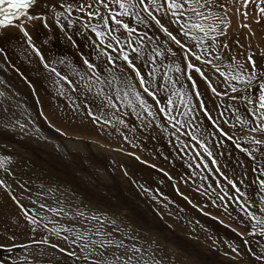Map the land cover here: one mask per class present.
<instances>
[{"label": "rangeland", "instance_id": "obj_1", "mask_svg": "<svg viewBox=\"0 0 264 264\" xmlns=\"http://www.w3.org/2000/svg\"><path fill=\"white\" fill-rule=\"evenodd\" d=\"M231 3L233 6L231 5ZM257 3H260V0H249L247 5H245V0H226L225 12L222 13L219 9L213 10V14L209 16V19L206 23L211 24L213 25V27H215L216 24H219V20L216 19V16L223 15L225 16L226 26L221 25L219 29L220 31H223V35H218L217 32L209 33V36L215 37L218 43L214 50L209 49L210 54L206 55L205 58L211 59L217 55L221 56L222 70L227 71L226 66L232 62L233 58L238 60L240 63H244L247 59V55L252 54L254 59L256 60L257 65L261 68L262 71H264V16H262L259 12V9L256 8ZM261 6L264 7V4H262ZM239 9L243 10L244 12H240ZM205 13H208L207 9H205ZM244 13H246L247 17L244 16ZM57 19H59V17ZM196 22L200 21L197 20ZM79 25L81 26L83 24L79 23ZM132 26L138 27V35L143 36V33L147 31L148 37L153 38L151 43H149V40L147 38L142 41L141 47L144 52V57L141 61L136 62L137 67H141V65L145 61L150 60L149 54L152 53L153 48L159 49L171 47L173 51L177 53L175 63L173 62V58L171 56H169L167 59H165L164 56H161L157 58V63L152 65L157 69V81L161 83H167L164 80L162 74L165 71H169V68L174 69L176 64L180 65L182 69H186V65L183 63V57L180 54V50L175 44L170 43L167 45H157L155 38H158L161 42H163L167 40V37L156 27L154 23L151 25L150 28L147 29L143 25H137L134 21L132 22ZM173 28L176 27H173L172 25L171 30H168L175 35L176 33L173 31ZM87 30L90 32L85 36L81 34L80 30L79 49L83 52H86L85 54L89 60L95 61L97 63V70L101 74V81H92V91L94 94L93 104L96 108L94 109V112L98 114V119H96V121L103 125V129L110 131L108 126L114 124H119L120 128H124L129 122L128 127H137L141 132L144 133V135L148 136V139L150 135L153 136V140L150 142L151 147L155 149L158 153L160 152L162 147H166L164 146L166 144V141L162 137V129L166 130L169 133L179 135V137L181 136L182 138L183 136L181 134L185 132L191 131L194 132V134H196L197 136H199L201 131H205L207 136L205 142L209 147V151L212 153V157L216 152H219V150H221L222 154L230 153V147L227 153L226 150H223L220 147V138L218 136L222 135H219L216 132L215 127L211 125L208 119L201 115L199 108H196L195 111L190 114V116L193 118L192 123L190 125H185L184 127H182L181 133L176 134L175 129L172 127V123L169 122V120L164 114L159 113L157 107L154 106L152 109V111L155 112L156 115L149 117L147 113L143 112L135 103L129 105L127 99L123 98V93L126 89H124V85L121 83V81L124 80L129 73L126 64H123V62L119 60H117L115 64H107L106 56L101 55L100 49L97 46V42H95L93 39L94 34L92 33V35H90V28H88ZM125 35H127V33H125ZM191 35L202 37L203 33L193 31ZM177 38L179 39L180 37L178 36ZM88 41L89 45L87 44ZM208 42L209 41L205 39V44H207ZM197 43H199L198 40L190 41V44L193 47H195ZM224 44H227L228 47L223 48ZM26 45L28 47L23 50L22 54L19 57H17V60L6 61L4 67L0 66V145L6 147L8 143L10 145L11 143H13L14 146H12V148L15 147L13 149L20 151L19 155L16 157L13 156V153L2 154L3 156H5L4 158H7L5 163V168H7V172H5L4 168H0V179H3L6 183V187H0V195L2 197V201H6L8 204H10V206L5 207L3 204H0L1 223H4L6 225L8 215L13 211L19 212L23 216L24 211L16 203V200H18L20 204L24 206V208L30 210L29 215L35 216L36 219L43 225V227L44 224L47 223L48 228L56 227L61 230L59 236H56L53 233L48 234L46 232L52 238V240L56 242L59 246L54 255V262L56 264H86V262L83 260V256L87 255L88 253L87 250L81 251L80 244L85 242L90 237L92 239H96L97 237L92 236V233L97 228H102V231H107V226L101 225L102 221L105 219L104 217H116L117 219H119V222H121V226L124 228L122 232H133L135 234L143 235L145 237L153 236L154 239H158V237L153 235L154 232L148 229L145 223L141 224V226L137 223L136 220H140L146 215L145 207L143 210L139 206V204H137V201L141 200L143 204L144 202L146 203L148 201V196L150 197L152 195L159 198H164L163 195L165 194L166 196L167 194V198L169 200H173L174 205L179 207V209L181 208V211L186 212L187 210L189 214L188 218L191 221L200 224L209 234L214 235L221 241H228L232 243V245L237 249L245 247L247 248V252L249 254H251L252 252L260 254L258 248L264 247V234L252 233L250 235L249 233L251 231L260 230L261 227H264V225H258L256 228H253L251 227V225L256 222L248 219L245 224V230L242 231L237 223L232 221L227 222L226 219L222 217L223 214H228L232 212H239L245 214L240 207V204L244 203L240 202L239 200L227 199L224 201H220L219 199H215L209 201V204L219 205L223 203V207L219 209L218 214H214L209 209H204L201 205L191 201L190 196L187 197L185 194L179 192L177 189L176 191L174 189L173 192V179L171 178V175L169 176V174H167L171 168L166 171L160 164L153 163L147 158L144 151H141V153L136 157H128L141 183L139 184V186H137V184H135V182L124 173V169L121 167L122 165H119V163H121L122 161L117 158H114L116 159V161L118 160L117 168L114 169L116 171L115 172L110 168L112 166L110 163V167L104 163L105 158H100L101 156L95 151L97 150L96 148H94V150L93 146H90L89 148V146L85 147L83 145H78L95 144L100 148L107 150L105 146L110 141H125L139 143L142 150L143 140L133 138L134 133H132V131H129V135L126 137H116L107 136L104 134L101 128L96 127V132L94 134L84 135L81 133L80 135H78V133H71L67 136L60 129L52 126L53 123L50 122V124L44 117L47 107L56 106L57 109H62L70 117H75L77 112L74 110L75 102L64 95L66 90H69L70 93L71 88L64 82H62V85L61 82L56 83L55 74L50 73L49 70L44 67V64L47 63L49 66L55 67L57 71H59L62 75L68 76V78L74 81L75 83L80 79V71L77 70L75 58L72 59L73 63H71L70 65L64 61L63 57L56 56L53 54H49L48 60L43 59L42 61L41 58H38V55L36 54V51H38V45ZM33 49H35L36 51H34ZM3 50V53H6V55L14 56L19 51V46L13 45L10 48L6 46L5 48H3ZM195 51L197 53H200L203 51V49L195 48ZM113 55H116V53H113ZM165 55H167V53H165ZM189 59L192 63H197V61H195L193 57H189ZM157 65H159V67H157ZM109 68L112 69L111 72L108 71ZM39 69H42V71L46 72L47 74L44 76H38L37 72ZM143 71H145L144 68H142V72ZM77 73H79V75ZM169 74L173 77L179 76L181 83L185 85L184 91H188L187 85L189 82L185 79L184 75L181 72H176L173 70L169 72ZM132 75L134 76V74ZM192 75L194 76V78L197 79L199 83V90L205 93L203 99L206 102L207 109L211 112V115L220 122L219 127L222 128L224 132H227L232 137H234V135H243V131H245L247 128L254 127L256 123H259V121H256L248 126L241 125L238 121L235 120L232 109H229L227 112H225V109L228 107L229 104L234 103L236 107L240 109V112L238 114L243 117L246 114L244 104L239 100L230 101L227 96H220L213 99L211 91L206 88V85L202 80H200L199 76L194 72L192 73ZM114 77L118 79H114ZM217 77H219V73H215L212 79L214 82V86L218 88V91H228L230 95L237 96L241 94L240 92L232 93L231 87H229L226 83H221L220 85H217L215 83ZM219 79L223 81L224 78L219 77ZM46 80L54 82L56 88L53 90L55 91V93L52 96L57 95V98L53 100H45L40 104L37 103V101H34L32 97H30L31 100L28 99L29 95L27 94L28 92L27 90H25L24 86H28L29 88L33 89L31 87L32 82L40 83ZM106 81H112V85L109 86ZM229 83L233 84L238 89L242 90L244 88L243 84H239L232 81H230ZM136 84L138 85V81H136ZM177 87H179V85H177ZM49 88V86H42L41 88H39V90H37V92H39L40 94L50 95L51 90ZM101 89H103L104 92L112 98L113 103H116L117 107L115 109L106 106L105 96L103 94H97L98 92H100ZM138 90L142 91V89ZM117 91H119L121 97L119 100H117L115 97ZM159 94L160 96L158 97H160L162 101L160 106L164 107V101L166 100V97L170 95V92H159ZM128 99H134L131 93L129 94ZM148 101L149 103H152L151 98H148ZM176 103L179 104L178 99L176 100ZM192 103L193 105H195L198 103V101H196L194 98ZM217 105H220V107H217ZM36 107L40 110L42 114L38 115V109ZM84 107L87 110L89 109L87 107L86 101H84ZM102 111L107 112L110 118H105L100 115ZM9 112L13 115H9L7 119H4V116L2 115H6ZM221 113H224V115L221 116ZM173 115H176L177 118L180 119L182 122L185 119L184 117L179 116L177 113H173ZM105 119H107L109 123H104ZM121 119L125 121L124 124L119 123V120ZM224 120H227L228 123H224ZM227 128H232V130H234L235 132L237 131L238 133H233ZM111 133L117 134L114 132ZM253 134L256 135V137L262 136L260 133ZM248 135L254 137L251 134ZM185 138V140L190 141L192 145L196 146L197 149H200L198 144L195 141L191 140V137L189 139L188 137ZM235 138L242 147H247L250 149L249 139H241L238 137ZM31 140L33 141V144H30ZM28 145L32 147V150L27 148ZM31 145H33L34 147ZM77 145L78 149H82L84 154H81V151L77 150L80 154L76 156V154L74 153V156H76L77 158H72L74 162L71 159L73 162L71 163L70 159V161H67V156L70 151L74 152L73 149ZM257 146L258 145H255L254 147ZM13 149H11V151H13ZM85 151L88 152L86 153ZM198 152L202 156L204 155L202 153L203 150L202 152L198 150ZM233 152L238 151L234 149ZM238 153L241 154L240 152ZM263 154L264 150L261 154L257 155L258 160L256 158L254 159L255 163L256 161L259 163V172L255 173V179L256 183L259 185L258 193L262 198H264V187L261 186L260 181L264 180V175H261V173H264ZM191 155L193 158H195L196 163L194 164H200V167L202 166L201 168L204 171V169L206 168L203 167V164L200 163V159L194 156L192 153ZM236 155L237 154L234 153V156ZM241 155L246 161V157L243 154ZM91 157H93V160L91 159ZM248 157L250 158V156ZM78 158H82V160L85 159L86 165L84 161L83 164ZM75 160H77V165L79 164V167L76 170L71 167V165L74 166V164L75 167L77 166ZM89 160L91 161V163L92 161H94L92 164H95L92 165ZM228 160H236V157ZM216 161H221L220 157L216 158ZM67 162H69L70 166ZM87 163L91 168H88L89 166L87 165ZM243 163L245 167H247L245 162ZM96 164L100 166L96 168ZM103 164H105L106 166L104 167ZM80 166H84L85 169L87 168L86 171H83L84 167H81L83 169H80ZM67 167L71 169L73 168L75 172L72 173L70 170L65 171V168ZM102 167H104V169ZM209 167H207V170L209 173H211L212 170H210ZM94 168L96 170L98 168L99 169L93 172ZM183 169L181 167V170H179L178 172L183 173L187 177V171ZM80 170H82L83 172ZM88 170H91L90 174L88 173ZM99 170H102L103 172H100ZM231 170L233 171V173H235L237 181L234 177L228 178L226 174L222 172L221 173L222 175H224L227 181L229 179L233 180V182L236 183L237 186L240 188V191L244 190L247 194V181L251 180L250 186H254V179L249 176L248 169L244 171L231 166ZM75 173L76 175H72ZM77 173L79 175H77ZM101 173H104V176ZM87 174L91 176L89 177ZM258 174L259 178L257 180ZM81 177H83L84 179H80ZM88 177L90 179L92 178L93 180H89ZM87 181H92L93 183L91 182L89 184V182ZM185 181L189 182L188 177L187 179L185 178ZM225 183L227 186V190L230 189L235 191V189H233L232 186L228 184V182ZM88 184L90 186H88ZM101 184L102 186L99 187V185ZM103 184L105 185V188L103 187ZM91 185H94L95 187H92ZM106 185L108 186V188ZM200 186L201 183H197V188H199ZM110 187L111 189H109ZM164 187H168L167 190L169 192L166 190V188L163 190ZM124 188L128 191L133 192V195L136 193L137 196L133 197V195H129L131 193L126 192ZM30 194L32 195L31 197ZM247 195L251 201L255 202L250 194ZM195 196L196 198H200L198 195ZM13 197H15L16 200H13ZM67 197L74 198V200L70 199L71 201H73L72 203L74 204V206H71L70 209L69 206L66 205L67 202L70 201L69 199H66ZM127 200H133V205H131V202ZM80 203L85 204L80 206ZM41 204H44L45 207L41 208ZM244 205L247 207L246 204ZM132 206H135L134 211ZM50 208L57 209L58 211H50ZM59 209H63V211L61 212L59 211ZM249 210H254V207L249 208ZM110 211H113V214L110 213ZM150 211L153 217L156 216V214L152 210ZM85 212H89L86 224L82 222L85 219ZM252 212L256 214V211ZM81 213L83 215H80ZM147 215L151 218L150 214ZM91 217H96V219H92ZM138 226H140L141 228ZM20 231L21 229L19 228L17 232L12 233V235H15L17 238H19ZM7 233L9 234L8 239L4 240V244L7 246V248L14 249V256H17L19 254V250H17L18 247H12V245L10 244L11 233L6 231V234ZM64 236H68V239H63ZM77 236H79L81 239L77 240L75 244L72 243V241ZM56 237L61 238L62 241L58 242ZM245 241H248L249 243L246 244ZM21 243L22 242L19 241L17 243L18 246ZM142 246L146 249H150L149 247H147V245ZM59 248H64L65 251L60 252ZM68 252H75L76 255L69 256L67 254ZM227 254L235 257L236 259H239V255L235 251H233V249H230V252H227ZM11 257L12 255L8 252L0 250V259L4 260L5 264H15L10 260ZM43 261L44 260H37L35 262L36 264H39Z\"/></svg>", "mask_w": 264, "mask_h": 264}, {"label": "snow or ice", "instance_id": "obj_2", "mask_svg": "<svg viewBox=\"0 0 264 264\" xmlns=\"http://www.w3.org/2000/svg\"><path fill=\"white\" fill-rule=\"evenodd\" d=\"M249 0H245V5H247ZM37 4V0H0V27L14 26L18 27L20 32L23 33L25 37L28 38L29 44H31V37L26 31L24 24L25 22H31L33 20L43 19V17L37 15L33 16L28 12V9ZM226 0H72L68 3L67 0L60 5L64 9L63 12H56V16H64V12H70L72 10L81 13L88 19L85 27L90 28L91 32L94 34V41L97 42V46L100 49L101 55L106 56L107 64H115L117 60L126 64L129 70L128 75L121 83L126 89L123 93V98L127 99L129 105L135 103L143 112H146L149 117L155 116L156 113L152 111L153 107H157L159 113L164 114L169 122L172 123V127L175 129L176 134L181 133V128L185 125H190L193 118L190 116L196 108L200 109L201 115L206 117L213 127H215L216 132L219 135L226 136L229 140H232V136L227 132H224L222 128L219 127V121L216 120L211 112L207 109L206 102L203 99L205 95L204 92L199 90V83L196 78L192 75L194 72L197 74L206 85V88L211 91L212 98L215 99L220 96H227L230 101H241L244 104L246 114L242 117L238 113L240 109L236 105L229 104L225 109L227 112L232 109L233 116L236 121H238L243 126H248L256 121L254 127L248 128L252 133H260L264 136V71L257 65L256 60L252 54L247 55V59L244 63H240L238 60L233 58L232 62L229 63L227 71L222 70L221 56L217 55L211 59L205 58L209 55V49H215L218 41L215 37H210L209 33L217 32L218 35H223V31H220L221 25H225V16H216L219 20V24L215 27L206 22L209 16L213 14L214 9H219L220 12L226 11ZM264 0H260V3L256 4V8L264 16ZM205 9L208 13H205ZM143 13V15H142ZM127 18V19H126ZM67 19V17H65ZM162 19H167L169 23L176 27L177 32L174 35L167 27L161 22ZM200 22H196V21ZM19 21V23H15ZM137 25H143L146 29L150 28L154 23L156 27L167 37V40L161 42L158 38L156 39L157 45L160 44H175L180 50V54L183 57V63L186 65V69H182L180 65L176 64L174 69L169 68V71L163 72L164 80L167 83H161L157 81V69L152 65L157 63V58L164 56L167 59L169 56L173 58L175 63V58L177 53L173 51L171 47L167 48H153L152 53L149 54L150 60L145 61L141 67H137V61H141L144 57V52L142 50V41L148 39L149 43L152 42L153 38L148 37L147 31L143 33V36L138 35V27H133L132 22ZM59 22V21H58ZM73 21L68 19V25L71 26ZM47 27V24H45ZM193 31H198L203 33L202 37L191 35ZM127 33V35H125ZM137 34V35H134ZM180 37L179 39L177 37ZM205 39L209 42L205 44ZM198 40L199 43L193 47L190 41ZM228 45L224 44L223 48H227ZM195 48H202L203 51L197 53ZM36 51L35 49H33ZM0 51H3L0 49ZM116 53V55H113ZM167 53V55H165ZM37 55H40L36 51ZM189 57H193L196 64L192 63ZM43 61V57L41 56ZM84 64L87 68L85 75L88 77L89 81H101V74L97 70V66L90 63L88 59H84ZM44 67L49 70L50 73L55 74L56 83L64 82L73 90H76V84L74 81L70 80L68 76L62 75L55 67L49 66L47 63ZM159 67V65H157ZM142 68L145 71L142 72ZM181 72L185 79L189 82L187 85L188 91H184L185 85L181 83L180 77H173L169 74L171 71ZM109 72L112 71L111 68L108 69ZM215 73H219V77H223V81L216 78L215 83H226L231 87L232 93L240 92V95H230L228 91L220 92L218 88L214 86L212 77ZM79 75V73H77ZM134 74V76L132 75ZM114 79H118L114 77ZM138 81V85L136 84ZM230 81L243 84L244 88L238 89ZM109 86L112 85V81H106ZM179 85V87H177ZM255 85V86H254ZM142 89V91L138 90ZM159 92H170V95L166 97L164 101L165 106L161 107V99L158 97ZM134 97V99H128L129 94ZM97 94H103L105 96V104L107 107L115 109L117 107L116 103L112 102V98L104 92L103 89ZM246 94V95H245ZM115 97L119 100V91L116 92ZM148 98H151L152 103H149ZM195 98L198 101L197 104L193 105L192 101ZM179 100V104L176 100ZM220 107V105H217ZM183 109V110H181ZM173 113H177L179 116L184 117L182 122ZM92 115V112H89ZM224 113H221L223 116ZM98 119V117L96 118ZM228 123L227 120L223 121ZM104 123H109L107 119ZM120 124H124V120H119ZM184 135L190 136L192 141H195L199 148L207 155L211 157L212 153L209 151V147L205 142L207 139L206 132L201 131L200 135L197 136L194 132H185ZM243 139V137H240ZM179 139V135H177ZM251 143L255 145H264V139H259L256 137H250ZM183 143V142H182ZM236 147L240 151L244 152L248 156H254V153L247 147H242L239 142L233 140ZM196 156H200L199 152L195 153ZM7 158H0V168H5ZM211 163L215 165L217 161L215 159L211 160ZM200 167V164H197ZM203 167L207 168L208 164H203ZM218 172L219 169L217 168ZM256 171V169H253ZM264 175V173H261ZM228 184L232 186L237 193L242 196L240 188L237 186L233 180L229 179ZM261 186L264 187V180L260 181ZM219 184V180H217ZM0 187H6V183L3 179H0ZM227 195V194H226ZM223 199V197H220ZM13 200H16L13 197ZM16 203L24 211L25 217L33 224H39V221L35 216H30L28 209L24 208L18 200ZM41 208L45 205L41 204ZM241 210L245 213V217L251 221H255L251 227L256 228L258 225H264V219L259 218L254 212L250 211L248 207L244 204H240ZM255 207V205H253ZM50 211L57 212V209H49ZM63 211V209H59ZM264 211V209H261ZM80 215H83L82 213ZM46 219V218H45ZM96 219V217H92ZM103 227V226H102ZM44 228L55 234L60 235V229L56 227L48 228V224H44ZM117 229L113 227L111 231H102V228H97L92 236L97 237L96 239L88 238L85 242L80 244L81 251L87 250V255L83 256V260L86 264H159L154 257L148 256V250L143 246L138 247L134 242L132 237H128L129 240H133L132 243L126 244L123 238L117 239L113 235ZM35 231V229H34ZM261 233L264 234V227H261ZM250 235L252 233H249ZM63 239L67 240L68 236H64ZM81 238L77 236L72 243H76L77 240ZM245 243H249L245 241ZM32 244L39 247L40 245H49L53 249H57L59 246L57 244H50L48 237H44L41 240H33ZM12 247H29L28 245H15ZM11 251V248H7L5 244L0 243V250ZM44 249L40 248L38 255L44 253ZM60 252H64V248H59ZM236 251V249H233ZM251 251V250H250ZM69 256H75V252H68ZM253 257L258 260H264V255L257 254L255 252L251 253ZM27 259V258H25ZM0 264H5V261L0 259ZM33 264H36L33 261Z\"/></svg>", "mask_w": 264, "mask_h": 264}, {"label": "bare ground", "instance_id": "obj_3", "mask_svg": "<svg viewBox=\"0 0 264 264\" xmlns=\"http://www.w3.org/2000/svg\"><path fill=\"white\" fill-rule=\"evenodd\" d=\"M63 2L64 0H37V4L28 9V12L31 15L33 16L39 15L43 17V19L33 20L31 22H25L24 24L26 31L31 37V44H29L28 38L25 37L23 33L20 32L18 27H14V26L0 27V49L3 50V48H5L6 46L9 48L13 45L19 46V51L14 56L6 55V53H3L4 50L0 51V66L4 67L5 66L4 64L6 61L17 60V57H19L22 54L23 50L28 47L26 44L38 45L37 49H38V52L40 53V55H38V58H41L42 56L44 60H48L49 54H53L56 56L63 57L64 61L70 65L71 63H73L72 59L75 58L77 70L80 71V79L79 81L75 83L76 90H73L71 88L70 93H69V90H66L64 93L66 97L70 98L71 100L75 102L74 110L77 112L75 117L68 116L65 113V111L59 108L57 109L56 106L47 107L44 117L47 119L49 123L50 122L53 123L52 126L57 127L67 136L71 133H78V135H80L81 133L84 135L94 134L96 132V127H98V128H101V130L107 136L119 137L120 131L123 129L119 127V124L108 126L111 132L117 133V134H113L110 131L103 129V125L99 123L98 121H96L98 114L94 112V109L96 108L93 104L94 94L92 91V81L90 82L88 77L85 75V73L87 72V68L84 64V59H88V58L85 54L86 52H83L79 49L80 30L83 36L89 34L90 32L87 30L88 27L85 28V25L87 24L88 19L86 16H83L81 13L76 12L74 10L70 12H64V16H60L59 19H57L58 16H56V12L64 11V9L60 7V5ZM67 2L71 3L72 0H67ZM240 12H244V11L240 10ZM244 16H246V13H244ZM65 17H67V19H65ZM68 19H71L73 21V24L71 26L68 25ZM78 22L83 25L80 26ZM161 22L165 25V27L171 30L172 25L169 23L167 19H162ZM15 23L18 24L19 21H16ZM45 24H47V27H45ZM173 31L176 33L177 29L173 28ZM90 35H92V32L90 33ZM87 44L89 45V41L87 42ZM89 62L97 66V63L95 61L89 60ZM46 74L47 73L42 71V69H39L37 72L38 76H44ZM220 84L221 83H219V85ZM61 85H62V82H61ZM42 86L50 87L49 89L51 90V94H50L51 96L46 95V94H40L39 92H37V90H39V88H41ZM24 87H25V90H27L28 92L27 93L29 95L28 99L32 97V99L34 101H37V103L39 104L44 102L45 100H53L57 98V95L52 96L55 93V91L53 90L56 88V86L54 85V82L50 80H46L40 83L32 82L31 87L33 89L29 88L28 86H24ZM84 101L87 102V107L89 108L88 109L89 111L85 109ZM90 111L92 112V115H89ZM37 112H38V115L42 114L39 109L37 110ZM9 115H13V114L9 112L6 115H2V116H4V119H7ZM100 115H102L105 118H110L109 114H107V112L105 111H102ZM128 123L126 127H124V129L133 131L134 133L133 138L143 140L142 150H141L139 143L125 142V141H121V142L110 141L105 146L107 150L102 149L95 144H78V145H83L85 147L89 146V148L90 146H93V149L96 148L97 150L95 149L94 150L101 156L100 158H103V159L105 158L104 163L107 164V166L109 167H110V164L112 165L110 167L112 170L116 169L117 164H118L117 163L118 160L116 161V159L114 158H117L120 161H122L121 163H119V165L120 164L122 165L120 166L124 169V173L127 176H129L135 182V184H137V186H139V184L141 183L128 157H132V156L136 157L137 155L141 153V151H144L147 158L153 163L160 164L161 166H163V168L166 171L171 168L167 174H169V176L171 175V178L173 179V182H172L173 192H174V189L175 191L177 189L179 192H182L187 197L190 196L191 201L201 205L204 209H209L214 214H218L219 209L223 207V203L219 205L208 203L209 201H212L215 199H219L220 201H224L227 199H235V200H239L240 202L246 205H247V201H249L251 203V208H253V205L255 204V202L250 200V198L248 197V195L246 194L244 190H241V193H243L242 196L240 195V193H237L236 191H233L230 189L227 190L226 183L220 179L222 177L218 176L219 174L216 176L214 173H212L213 170L212 172L209 170L211 172L209 173L207 168L204 169L203 171V169L201 168L202 166L197 167V164H194L196 163L195 158H193L191 153L188 151V146L186 144L187 140H185V137H184V136L186 137H190V136L181 134L183 138L180 136L179 139H177V135L169 133L166 130L162 129V137L166 141V144L164 145L166 147H162V149L158 153L155 149L151 147L150 142L153 140V136L150 135L148 139V136L144 135V133L141 132L137 127H128ZM30 144H33L32 140L30 141ZM8 145L6 147H3L0 145V158L5 157L2 155L4 153L5 154L13 153L14 157L19 155L20 151L13 149L15 147L12 148V146H14L13 143H11V145L8 143ZM78 145L73 149L74 152L70 151V153L67 156L68 157L67 161H70L72 158L74 159L77 158L76 156L80 153L84 154L82 149L81 150L78 149ZM28 146L27 148L32 150V147L30 146L28 147ZM11 149H13V151H11ZM77 150L81 152L79 153V151ZM85 152L87 153L88 151H85ZM219 152H221V150H219ZM74 153L76 154V156H74ZM217 153L218 152H216L214 156L211 158L215 160L216 158H219L220 155H218ZM225 155H227L226 157L228 159H233L236 157L234 156V154H231V155L225 154ZM203 158L204 160L206 159L204 155H203ZM91 159L93 160V157H91ZM72 160H71V163L74 162V160L73 162ZM76 161L77 160H75V162ZM80 161L82 163L84 161L86 165L85 159L82 160L81 158ZM89 162L91 163L90 160ZM93 162L94 161H92V163ZM67 163L69 164V162ZM88 163L87 165L89 166ZM97 164H96V168L100 166V165L98 166ZM105 164H103L104 167L106 166ZM76 165H77V162H76ZM84 166H80V169H83L81 167H84ZM216 166L218 167L220 172L226 174L228 178L234 177L237 181V177L235 176V173H233V171L231 170V165L229 163L224 162V164H222L221 161H217ZM71 167H73L74 170H76L78 169L79 164L76 166L77 168L75 167V164L74 166L71 165ZM104 167L102 168L104 169ZM181 167L182 169L184 168L187 171V174H188L187 177L189 179V182L185 181V178L187 179V177L183 173L178 172L179 170H181ZM73 168L71 169L67 167L65 168V171L70 170L72 173H74L75 171L73 170ZM88 168H91V167L89 166ZM86 169L84 167L83 171H86ZM95 170H96L95 168H94V171L92 169L93 172H95ZM99 171L101 172L102 170H99ZM90 172L91 170L88 173L90 174ZM78 173L77 175L80 174ZM101 174H103L104 176V173H101ZM72 175H76V173ZM111 176H112V173H111ZM89 177H88L89 180H93L92 178L90 179ZM92 177H93V174H92ZM82 178L83 177H81L80 179ZM217 180H219V184H217ZM87 182H89L90 184L92 181L91 182L87 181ZM94 183H95V180H94ZM197 183H201V186L199 188H197ZM89 184L88 186H90ZM100 186H102V184L99 185V187ZM104 186L105 185L103 184V187ZM165 188L166 187H164L163 190ZM109 189H111V187ZM125 191L130 192L131 194L129 195H133V192L128 191L127 189H125ZM195 195H198L200 198H196ZM31 196L32 195L30 194V197ZM136 196L137 194L135 193L133 197H136ZM163 196L164 198H159V197L152 196V195L150 197L148 196V201H147L148 204L147 202L146 203L144 202L142 204L141 200L137 201V204H139V206L143 210L145 207V210H146V215L144 214L145 216L143 218H141L140 220H136L137 223L140 226L141 224L145 223L148 229L154 232L153 235L158 237V239H154L153 236L145 237L143 235H138L133 232L131 233L122 232L124 228L121 226V222H119V219H117L116 217H104L105 219L102 221L101 225L107 226V231H111L113 227H115L117 230L113 232V235L116 236L117 239L123 238L126 244H130L134 240L137 246L147 245V247L150 248V249H147L148 256L154 257L157 261H159V264H241V263L264 264V260L258 261L253 257L252 254H249L247 252V248L242 247L241 249H237L236 247L232 245V243L228 241H221L214 235L209 234L200 224H197L188 218L189 214L187 210L186 212L181 211L180 210L181 208L179 209V207L174 205L173 200H169L167 198V194L166 196L165 194ZM220 197H223V199H220ZM0 198L2 199L1 195H0ZM66 199L74 200V198H70V197H67ZM71 200L68 201L66 204L67 206H69V209L71 208V206H74V204L72 203L73 201ZM127 201H130L131 205H133L132 203L133 200H127ZM134 202H135V199H134ZM0 204H3L5 207L10 206V204H8L6 201H2L0 202ZM84 204H81L80 206ZM134 207L132 206L133 211L135 210ZM148 208L152 210L156 214V216L153 217L151 211ZM112 212L110 211V213ZM88 214L89 212H85V219L82 221L84 224L87 223ZM147 214H150L151 218ZM222 217L226 219L227 222L232 221V222L237 223L240 226L242 231L245 230V224H246V221L248 220L245 217V214L239 213V212L238 213L232 212L228 214H223ZM19 228L21 229V231L19 234V238H17L15 235H12V233H16ZM6 231L11 233V237H10L11 245L13 244L18 245L17 243L21 241L22 243L20 245L29 246L27 248L18 247L17 250H19V254L17 256H14V249H11L10 252L7 251L6 249L4 250V252H8L9 254L12 255L10 260L13 263L15 264L33 263V261L44 260L43 262L39 264H56L54 262V255L58 248L53 249L49 245H40L39 247H37L32 244L33 240H41L44 237H48L50 244H53V243L57 244L48 235L50 234V232L44 229L43 225L40 222L39 224H33L25 217L24 212L22 216L19 212L13 211L12 213L8 215L6 225L4 223H1L0 221V243L2 242V244H4V240L8 239L9 234L8 233L6 234ZM128 237H132L133 240H129ZM56 239L58 242L62 241L61 238L59 237H56ZM40 248H43L45 250L42 255H38ZM230 249H236L235 252L239 255V259H236L235 257L227 254V252H230ZM258 251L260 252L261 255H264L263 247H259ZM230 261H233V262H230Z\"/></svg>", "mask_w": 264, "mask_h": 264}, {"label": "crops", "instance_id": "obj_4", "mask_svg": "<svg viewBox=\"0 0 264 264\" xmlns=\"http://www.w3.org/2000/svg\"><path fill=\"white\" fill-rule=\"evenodd\" d=\"M158 96H160V94L158 93ZM160 98V97H159ZM129 131H131V130H126V129H122L121 131H120V134H119V137H126V136H128L129 134ZM244 133H242L243 135H234V137H232L234 140H236L237 141V139L235 138V137H238V138H240V137H243V139H249L251 136H249L248 134H251V135H253L254 137H256V135H254L253 133H250L249 131H248V128L245 130V131H243ZM132 133H133V131H132ZM233 133H238L237 131L236 132H233ZM258 134V133H257ZM245 135H247V136H245ZM218 136V135H217ZM184 137H186V136H184ZM219 137V136H218ZM188 138H190V137H188ZM220 138V142H219V145H220V147L223 149V150H226V153L228 152V149H229V147L231 148V149H229V151H230V155L231 154H237L236 155V160H233V161H230V160H228L227 159V157L225 156V154H222L221 152H218L217 154L218 155H220V160H221V162H222V164H224V162H227V163H229L231 166H233L234 168H239V169H241V170H247L248 169V172H249V175H251L250 173H252V175H253V177H254V186L252 187V185L250 186V184H251V180L248 182L247 181V184H246V189H247V194H250L252 197H253V200L255 201V207H254V210H252V211H256V215L259 217V218H261V219H264V211H261V209H264V198H262V197H260V195H259V189H258V184L256 183V179H255V173L256 172H259V169H258V162L256 161V163L254 162V159L256 158L257 160H258V157H257V155H259V154H261L262 153V151L264 150V145H258L257 147H254L255 146V144H253V143H251V140H250V150L254 153V156H252V157H250L249 158V160L250 161H248L247 159H246V161H245V159H244V157L241 155L242 153L240 152V151H238L237 149H235V147L233 146V144L232 143H229L228 141H226L224 138H222V137H219ZM256 138H259V139H264V136H257ZM186 139V138H185ZM238 142V141H237ZM187 146H188V149L190 150V152L194 155V156H196V152H198V150H200L201 152H202V149H197L196 148V146H194V145H192L191 143H190V141H187ZM236 150V151H238V152H240L241 154H239L238 152H233V150L234 149ZM261 148V149H260ZM188 150V151H189ZM203 154H204V156H205V160H204V158H203V156L200 154V156H196V157H198L199 159H200V163L201 164H205V163H207L208 164V167H209V169L210 170H213V173L217 176L218 174V176H220V177H222V178H220L222 181H225V182H227V179L224 177V175H222V173L220 172V171H216L215 169H217V167L215 166V165H213L212 163H211V160H212V156L211 157H207V155L204 153V152H202ZM228 154V155H229ZM264 155V154H263ZM262 156V155H261ZM260 156V157H261ZM264 157V156H263ZM262 157V158H263ZM207 160V161H206ZM261 160V159H260ZM242 161V162H241ZM243 162H245V164H246V166L247 167H245V165H244V163ZM252 164V171L249 169V164ZM264 163V162H263ZM256 166V167H255ZM214 167V168H213ZM253 169H256V171H253ZM216 171V173H215V171ZM258 178H259V175H257V180H258ZM257 188V189H256ZM0 202H2V199L0 198ZM247 207L248 208H251V203L249 202V201H247ZM250 233H254V234H258V233H261V229L260 230H256V231H251ZM264 248V247H263Z\"/></svg>", "mask_w": 264, "mask_h": 264}]
</instances>
